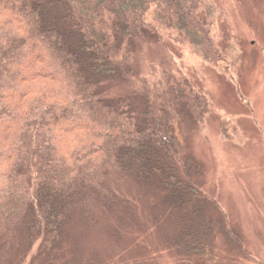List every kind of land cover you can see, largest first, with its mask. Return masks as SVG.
Wrapping results in <instances>:
<instances>
[{
    "label": "trees",
    "instance_id": "obj_1",
    "mask_svg": "<svg viewBox=\"0 0 264 264\" xmlns=\"http://www.w3.org/2000/svg\"><path fill=\"white\" fill-rule=\"evenodd\" d=\"M214 14L207 0H0V264L27 217L42 248L62 244L92 205L114 202L107 188L118 173L163 193L176 252L212 251L213 207L198 163L181 156L185 125L204 119L208 97L171 73L140 76L132 63L157 40L221 66ZM111 81L132 95H109Z\"/></svg>",
    "mask_w": 264,
    "mask_h": 264
},
{
    "label": "rangeland",
    "instance_id": "obj_2",
    "mask_svg": "<svg viewBox=\"0 0 264 264\" xmlns=\"http://www.w3.org/2000/svg\"><path fill=\"white\" fill-rule=\"evenodd\" d=\"M207 1L227 61L214 66L189 47L150 40L132 67L140 76L171 73L208 97L204 119L185 125L181 156L198 163L194 176L213 207L212 251L176 252L169 243L176 220L163 193L118 173L107 188L114 202L92 205L53 249L41 247L27 217L9 236L3 264H264V0ZM107 86L111 96L133 93L127 82Z\"/></svg>",
    "mask_w": 264,
    "mask_h": 264
}]
</instances>
